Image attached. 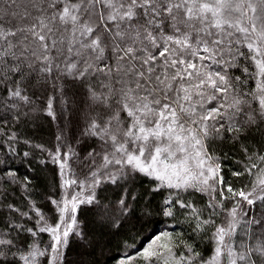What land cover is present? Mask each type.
Wrapping results in <instances>:
<instances>
[{
	"label": "snow or ice",
	"instance_id": "6c2138e0",
	"mask_svg": "<svg viewBox=\"0 0 264 264\" xmlns=\"http://www.w3.org/2000/svg\"><path fill=\"white\" fill-rule=\"evenodd\" d=\"M0 264H264V0H0Z\"/></svg>",
	"mask_w": 264,
	"mask_h": 264
}]
</instances>
